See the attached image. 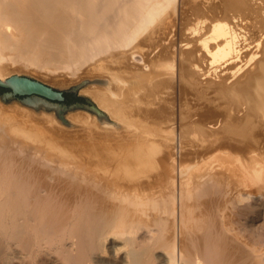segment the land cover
<instances>
[{"label": "bare ground", "instance_id": "1", "mask_svg": "<svg viewBox=\"0 0 264 264\" xmlns=\"http://www.w3.org/2000/svg\"><path fill=\"white\" fill-rule=\"evenodd\" d=\"M24 71L116 125L0 102V264H264V0H0Z\"/></svg>", "mask_w": 264, "mask_h": 264}, {"label": "water", "instance_id": "2", "mask_svg": "<svg viewBox=\"0 0 264 264\" xmlns=\"http://www.w3.org/2000/svg\"><path fill=\"white\" fill-rule=\"evenodd\" d=\"M84 83L85 82L74 86L71 91L76 92L77 88ZM0 87L4 89V91L0 92V99L5 102L16 98L21 103L32 104L39 99L31 98V95L36 93L47 98L48 101H45V103L50 108L60 107V110L62 111L84 108L98 114L101 113V110L89 99H86V103L77 101L73 104L66 105L63 103V100L65 99L63 91L54 89L51 86L25 75L12 74L4 79L0 78Z\"/></svg>", "mask_w": 264, "mask_h": 264}, {"label": "rangeland", "instance_id": "3", "mask_svg": "<svg viewBox=\"0 0 264 264\" xmlns=\"http://www.w3.org/2000/svg\"><path fill=\"white\" fill-rule=\"evenodd\" d=\"M186 7V8H185ZM185 9H186V11H185V9H184V14H182V17H183V15H184V20H182L181 18H179V20H181V21H179L180 23L182 22V23H184V21H185V23L186 24H188V22L187 21H190V20H192V18L194 19L195 18V16H197V15H199V13L197 14H195V9L193 10V9H190V8H192V6H190V8H189V4H187V5H185ZM187 7L191 10V12H193V13H191L190 12V10L188 11L187 10ZM193 10V11H192ZM195 11V12H194ZM186 13H187V16H186ZM192 15H191V14ZM188 14H190L189 16H188ZM195 15V16H194ZM191 16V19L189 18V20H188V17H190ZM193 16V17H192ZM181 17V16H180ZM187 18V19H186ZM177 21V22H178ZM177 23V26H179L180 27V25H181V27H184L185 28V26H187L186 24H183V26H182V23L180 24V23ZM176 26V32L174 31V38H180L181 36L180 35H182L183 34V30H184V28H179V27H177ZM178 28H179V30H178ZM178 32H182V33H178ZM176 33H178L179 35H176ZM176 36H178V37H176ZM154 69L157 71V72H159V73H161L162 75L164 74V68H160V67H157V66H155L154 67ZM12 74H19V75H25V76H28V77H31V78H33V79H37V80H43V79H41V78H39V77H37L36 78V76L37 75H32V74H28V73H26L25 71L22 73V72H12ZM43 82V81H42ZM45 84H48V85H51V86H53V88H55V89H57V90H61V91H63V95H64V97H65V99L63 100V103H65L66 105H70V104H73V103H75V102H81V103H86V99H89L91 102H93L98 108H100L101 110H103V111H105L106 113V115L108 116V118H109V120L111 121V123L110 124H114V122L116 121L115 119H113L110 115H109V113L107 112V110L106 109H103V107L100 105V103L98 102V100L91 94V93H89L86 89L84 90V88H87V84H82L81 86H79L78 88H77V91L76 92H73V91H71V89L74 87V86H76L75 85V83H70V84H68V85H54V84H51V83H47V82H44ZM85 85V86H84ZM59 86V87H58ZM2 91H4V90H2ZM1 90H0V92H2ZM10 101V102H9ZM0 102L2 103L3 102V100H1L0 99ZM19 103V100L18 99H16V98H13V99H11V100H8L7 102H3L4 104H15V103ZM21 103V102H20ZM19 103V104H20ZM81 112H80V111ZM77 112V111H79L80 113H82V112H86L87 114L89 113V114H91V115H94V112H92L91 110H87V109H84V108H80V109H69V110H63L62 111V113H63V119H65L64 121L60 118V116H58V118L59 119H61V121L63 122V123H68L67 125H69V122H67L69 119H68V113L70 112V113H72V112ZM114 125H116V124H114Z\"/></svg>", "mask_w": 264, "mask_h": 264}, {"label": "trees", "instance_id": "4", "mask_svg": "<svg viewBox=\"0 0 264 264\" xmlns=\"http://www.w3.org/2000/svg\"><path fill=\"white\" fill-rule=\"evenodd\" d=\"M0 90L2 91V90H4V89L0 87Z\"/></svg>", "mask_w": 264, "mask_h": 264}]
</instances>
